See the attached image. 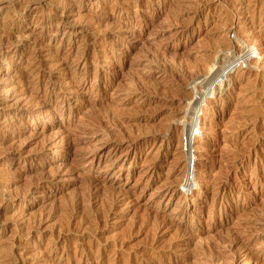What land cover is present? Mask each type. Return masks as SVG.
I'll use <instances>...</instances> for the list:
<instances>
[{
    "label": "rangeland",
    "instance_id": "1",
    "mask_svg": "<svg viewBox=\"0 0 264 264\" xmlns=\"http://www.w3.org/2000/svg\"><path fill=\"white\" fill-rule=\"evenodd\" d=\"M224 262L264 264V0H0V264Z\"/></svg>",
    "mask_w": 264,
    "mask_h": 264
},
{
    "label": "bare ground",
    "instance_id": "2",
    "mask_svg": "<svg viewBox=\"0 0 264 264\" xmlns=\"http://www.w3.org/2000/svg\"><path fill=\"white\" fill-rule=\"evenodd\" d=\"M207 1V0H206ZM28 4V3H27ZM23 5V4H22ZM197 7V6H196ZM249 44V43H248ZM210 45H212V44H210ZM218 46V45H217ZM248 50V49H247ZM204 56V55H203ZM227 57V56H226ZM226 61V60H225ZM224 62V61H223ZM156 66V65H155ZM164 70V69H163ZM167 70V69H166ZM208 74V73H207ZM175 75V74H174ZM222 75H223V73L222 74H218V76L219 77H222ZM218 76L217 75H213L212 76V80L214 81V80H216L217 78H218ZM175 77H176V75H175ZM136 78V77H135ZM185 80V79H184ZM252 80V79H251ZM175 81V80H174ZM177 81V80H176ZM179 81V80H178ZM235 81V80H234ZM180 82V81H179ZM254 82V81H253ZM177 84V83H176ZM181 84V83H180ZM113 110H115L114 108H113ZM255 110H256V108H255ZM130 112V111H129ZM246 113V112H245ZM252 113V112H251ZM255 114H256V112H255ZM115 117V116H114ZM259 118V117H258ZM116 119V118H115ZM171 119V118H170ZM255 119V118H254ZM174 121V120H173ZM123 123V122H122ZM252 124V123H251ZM123 126V125H122ZM244 127V126H243ZM122 128V127H121ZM245 128V127H244ZM121 139V138H120ZM116 142V141H115ZM187 181L189 182V179L187 178V180H186V184H188L187 183ZM187 186V185H186ZM108 192V191H107ZM110 195V194H109ZM109 203V202H108ZM104 206V205H103ZM85 208V207H84ZM109 211H110V209H109ZM108 212V211H107ZM93 220H95V219H93ZM154 220V219H153ZM154 222V221H153ZM96 223V222H95ZM160 223V222H159ZM94 225V224H93ZM152 225V224H151ZM97 226V225H96ZM143 226V225H142ZM153 226V225H152ZM157 227V226H156ZM93 229H95V226H94V228ZM98 229V228H97ZM152 229V228H151ZM94 232H95V230H94ZM91 233V232H90ZM91 237H93V236H91ZM97 238V237H96ZM99 238V237H98ZM101 239V238H100ZM154 240V239H153ZM151 241H152V239H151ZM186 243V242H185ZM168 247V246H167ZM160 249H162V248H160ZM159 249V250H160ZM169 249V248H168ZM207 249V248H206ZM98 250V249H97ZM210 250V249H209ZM211 251H213V250H211ZM176 252V251H175ZM211 253V252H210ZM201 254V253H200ZM199 254V255H200ZM203 254H204V252H203ZM208 254V253H207ZM198 255V256H199ZM209 255V254H208ZM215 256H216V254H214ZM219 255V254H218ZM201 257V256H200ZM218 257V256H217ZM149 259V258H148ZM219 259V258H218ZM217 259V260H218ZM221 259V258H220ZM147 260V259H146ZM150 260V259H149ZM212 260H214V259H212ZM182 261V260H181ZM220 261V260H219ZM175 262V261H174ZM205 262H207V261H205ZM204 263V262H203ZM229 263V262H228ZM218 264V263H217ZM224 264H225V262H224Z\"/></svg>",
    "mask_w": 264,
    "mask_h": 264
}]
</instances>
